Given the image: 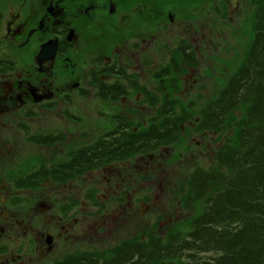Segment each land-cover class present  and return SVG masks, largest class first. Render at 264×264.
Masks as SVG:
<instances>
[{
    "label": "flooded vegetation",
    "instance_id": "1",
    "mask_svg": "<svg viewBox=\"0 0 264 264\" xmlns=\"http://www.w3.org/2000/svg\"><path fill=\"white\" fill-rule=\"evenodd\" d=\"M157 2L148 5L159 15L157 28L145 40L114 32L118 35L131 19L123 12L142 14L147 0H0V116L13 113L0 118L10 135L3 132L0 142V218L5 221L0 233L20 243L0 241V264H152L128 259L131 247L144 252L139 239L129 244V235L145 237L147 169L159 162L146 161L157 158L145 154L146 133L175 138L193 122V101L181 97L189 90L186 77L198 64L210 65L188 44L187 50L171 52L165 68H156L162 27L168 20L171 29L176 26L171 12L161 19ZM132 20L140 24V18ZM151 56L157 88L144 85ZM35 110L44 117L37 124L41 130L31 133L28 121ZM183 118L184 123H174ZM16 129L28 131L30 145L22 139L25 144L9 158L2 153L3 142L20 140ZM162 166L164 172L173 167ZM17 188L27 189L25 198L14 197ZM35 192L41 197L36 203ZM18 204L25 219L17 221L21 233L14 235L11 207ZM37 214L43 215L44 230L33 229ZM166 220L177 217L169 212ZM131 225L137 227L133 234ZM70 254L75 260H66Z\"/></svg>",
    "mask_w": 264,
    "mask_h": 264
},
{
    "label": "trees",
    "instance_id": "2",
    "mask_svg": "<svg viewBox=\"0 0 264 264\" xmlns=\"http://www.w3.org/2000/svg\"><path fill=\"white\" fill-rule=\"evenodd\" d=\"M248 2L255 7L249 46L210 99L216 117L224 109L229 134L215 169L189 178L195 214L177 226L178 236L191 233L213 253L206 261L222 264H264V0ZM213 110L203 127L217 129Z\"/></svg>",
    "mask_w": 264,
    "mask_h": 264
},
{
    "label": "rangeland",
    "instance_id": "3",
    "mask_svg": "<svg viewBox=\"0 0 264 264\" xmlns=\"http://www.w3.org/2000/svg\"><path fill=\"white\" fill-rule=\"evenodd\" d=\"M236 5L233 6L232 0H158L157 4H159L162 8L161 19H165L169 12H174L176 17L174 20L176 21V26L171 29V23L168 20L167 26H163L161 30V53L160 57L157 59L158 62H161L156 68H165L169 61L167 59L171 58V52L180 51L179 47L188 49V44L190 50L196 51V47L199 49L196 51L199 54H203L206 60H209V63H213L212 58L215 60L219 56L221 59L220 63L224 64V70H227L229 61L240 56L243 52L246 44L249 42L250 37V26L248 25L249 17L251 15V11L249 8V3L246 0H236ZM154 4V0H147L148 10L142 12V14H133L132 12H123L130 16L131 19L127 26L124 28H118V35L114 32V35L119 36L122 33L127 34L128 36L135 34L141 38H145V40L150 39V35L157 28L156 20L159 18L158 13H156L155 8H150L148 5ZM165 7H163V6ZM166 9V12H165ZM139 19L140 24L135 25L133 23L132 18ZM143 21H145V25H142ZM181 21L182 24L179 22ZM187 26V28H186ZM106 31L103 32L105 34ZM193 38V40L187 39ZM109 43H107V46ZM107 52H111V48L107 50ZM153 63H155V59L153 56L150 58V65L146 66L145 74H144V85L150 88L148 85L157 88L158 83L153 80L152 70H154ZM217 65V64H216ZM204 64L202 67L198 64L197 70L193 74H189L186 77V82L188 84V91L184 92L181 97L183 100H192L198 96V92L203 87V85L207 84L209 89H211L216 82V78L219 75H222L221 70L215 69L214 72L206 67ZM218 66V65H217ZM183 70H187V73H191L192 70L189 67H183ZM146 83V84H145ZM207 90V92L209 91ZM26 110V109H25ZM200 108L198 109V111ZM13 114L12 112H4L0 116L2 120H7L9 115ZM200 114V113H199ZM198 114V115H199ZM23 116H26L23 111ZM34 118H30L28 122L31 123V133L39 132L41 127L37 126V124H41L43 122V114L35 110L33 113ZM27 125V122H25ZM34 123L36 124L34 126ZM56 125L55 120L53 118L50 119V126L54 127ZM0 142L3 141L1 135L2 133H7L6 138L9 139V130L4 126V124L0 125ZM16 135L21 138L20 140L14 139L3 142V154L6 157L13 156L18 153L21 149L20 145H24L25 141H27V132L26 130H15ZM12 134V132H11ZM13 136V134H12ZM227 134L224 133H213L209 136H202L199 133H193L190 136L186 137V142L188 147L192 146L191 150H185L184 144H173L168 145L169 147L163 151L158 153L157 158L154 159L146 158V161L153 162L155 160H159V162L155 161L154 164L156 168L154 170L147 169L146 175V214L144 216V231L147 242L150 243V248L153 247V237L149 235L152 230L160 229L165 230L168 226L166 225V219L169 215V212H173L174 216L187 214L188 208L186 202H183L181 205L180 197L177 194V188L181 184L180 178L175 177V173L183 171L187 169L186 164H191V161L195 164H199L207 168L211 164L214 163L213 155L216 149L225 141ZM25 141H23V140ZM201 142V146L198 147L196 142ZM63 148V147H62ZM58 149H61L59 147ZM174 152H183L179 157L172 159L171 156ZM151 159V160H150ZM164 165H173L172 168L169 169L168 172H164ZM162 181L164 184L162 186ZM13 193H20L23 196H26L27 189L22 188L21 192L17 189L12 190ZM40 197V193L35 192V200H38ZM24 205V204H23ZM22 205L12 206V211L16 213L12 219L11 228L12 234L18 235L21 233L22 226L17 223V221L25 219V211H21ZM36 213V210H35ZM5 223L0 218V224ZM44 220L43 215H35L33 221V229L44 230ZM137 228L136 226H130V234H133V230ZM59 224L55 222V226L53 230L58 234ZM136 233L134 236H137ZM129 235V239L134 237ZM10 242L13 246L19 244L18 241L15 240V236L8 239L7 233H0V241ZM182 242V241H181ZM61 245V243H58ZM55 246L56 252H59L60 246ZM85 245H91V243H83ZM180 244V243H179ZM35 246V245H34ZM68 248L65 252H69ZM212 252L208 251L202 256H211ZM38 257L37 251L34 252L33 258L36 259ZM135 260L138 259L139 255L135 254L133 256ZM53 258L50 259V262ZM129 261H133V259H129Z\"/></svg>",
    "mask_w": 264,
    "mask_h": 264
}]
</instances>
